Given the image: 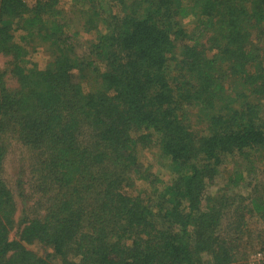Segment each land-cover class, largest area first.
<instances>
[{"label":"trees","instance_id":"trees-1","mask_svg":"<svg viewBox=\"0 0 264 264\" xmlns=\"http://www.w3.org/2000/svg\"><path fill=\"white\" fill-rule=\"evenodd\" d=\"M70 1L82 53L58 0H0V264H242L259 182L245 202L207 191L227 160L223 186L264 177V0ZM11 148L33 178L17 225Z\"/></svg>","mask_w":264,"mask_h":264},{"label":"rangeland","instance_id":"rangeland-1","mask_svg":"<svg viewBox=\"0 0 264 264\" xmlns=\"http://www.w3.org/2000/svg\"><path fill=\"white\" fill-rule=\"evenodd\" d=\"M105 5V3H108V0H102ZM58 8L63 11L62 15L66 22L70 23L71 27L73 26V30L79 32L76 36V47L77 51L82 53L86 46H88V42L92 40L94 36V30L89 31L88 33H85L82 29V24L84 21V17H81V15L74 9H72L71 1L70 0H58L57 4ZM192 20H185L184 26L186 28H190ZM88 28V25H87ZM100 32H103L105 30L104 26L99 25L97 27ZM207 37V36H206ZM206 37L203 38L202 41L205 42ZM207 56H210L211 53L209 51H206ZM33 61L37 64L38 68H42L45 66V64L48 62V55L45 52H38L32 55ZM4 60L0 57V67L2 66ZM9 87L13 88L10 83ZM18 151L16 148H11L6 152V156L3 161V172L2 177L5 181L6 185L9 187V189L12 192V198L14 202L16 203V212H15V223H17L20 220L26 219V213L28 210V207L31 205V197L33 196L31 191V185L30 183L33 182V178H31V181H29L28 185H24V181H27V179H30V174L28 173V170L25 171V169L21 170L19 163H16ZM258 154L252 155V158L259 157ZM141 165L143 168L150 169V172L161 180L162 183H167L172 178V168L169 165L167 161H163L161 157H158L153 154H141ZM230 161L224 162L222 167L219 170V174L215 178V184L210 187V190L207 191L209 194H216L218 196H222L226 200L231 201H241L245 202L247 197L252 193L253 190V183L257 182L259 190V194L264 197V177H258L257 180H254L252 178H248V182L245 183H239L237 186H223L225 179L227 176L231 174L230 171ZM142 168V170H144ZM252 179V180H251ZM251 180V181H250ZM155 181V180H154ZM153 181V182H154ZM134 187L132 188V193H142L145 190L148 191H156V188H160L159 184H154V187H151L147 182L144 181H136L134 183ZM164 185V184H162ZM29 187V188H28ZM32 210V208H30ZM253 224L251 225V228H253V231H250L247 236H244L243 239H240L241 243L239 245L244 246V252L240 255V261L242 264H264V241L261 238V230H264V226L262 225L261 221L259 222L256 218L253 219ZM15 227L11 231V236L15 237L16 234ZM264 234V231L262 232V236ZM27 248L38 255H44L43 248H41L38 244H32L27 246ZM49 252V250H47Z\"/></svg>","mask_w":264,"mask_h":264}]
</instances>
